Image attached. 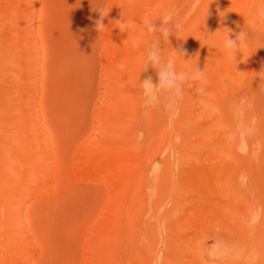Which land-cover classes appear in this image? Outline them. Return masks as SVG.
Returning a JSON list of instances; mask_svg holds the SVG:
<instances>
[{
  "label": "rangeland",
  "instance_id": "obj_1",
  "mask_svg": "<svg viewBox=\"0 0 264 264\" xmlns=\"http://www.w3.org/2000/svg\"><path fill=\"white\" fill-rule=\"evenodd\" d=\"M193 2L0 0V264H264V0Z\"/></svg>",
  "mask_w": 264,
  "mask_h": 264
},
{
  "label": "clouds",
  "instance_id": "obj_2",
  "mask_svg": "<svg viewBox=\"0 0 264 264\" xmlns=\"http://www.w3.org/2000/svg\"><path fill=\"white\" fill-rule=\"evenodd\" d=\"M201 3V0H194L193 8H198ZM101 19L96 21V30L99 33L103 29L106 28L102 19L103 9L98 8ZM257 15L261 18H264V8H260L257 10ZM172 14H166L161 19V23L158 26L157 23L153 21H148L146 23L145 35L152 34V42L148 47L147 58L145 61V68L148 66L156 67L159 69L158 76L159 82L154 84L152 79L149 77L141 81L142 85V94L148 99L145 100L146 106L156 107L159 103L160 97L167 95L169 97V103L167 105L170 109H176L180 99H177L180 96V82L185 79H191L193 81H203L204 71L199 70L198 68L189 76L188 73L181 71L179 76H177L176 72L172 71L174 67H176V61L174 58L169 57L167 59L164 58L160 44L161 41L164 43L168 42L169 36L175 32L176 36L179 38L180 25L175 24L172 25ZM172 25V26H169ZM121 32L125 31L124 27L120 28ZM248 38V33L244 29L240 32L235 40L230 39L229 35L227 39L224 41V50L226 56L236 60L237 53H240L241 45ZM141 43V37H137L131 41L132 48H138ZM123 67V65H121Z\"/></svg>",
  "mask_w": 264,
  "mask_h": 264
}]
</instances>
